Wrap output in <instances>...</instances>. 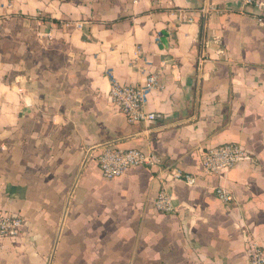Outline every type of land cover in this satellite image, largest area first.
<instances>
[{"label": "crops", "instance_id": "crops-1", "mask_svg": "<svg viewBox=\"0 0 264 264\" xmlns=\"http://www.w3.org/2000/svg\"><path fill=\"white\" fill-rule=\"evenodd\" d=\"M255 13L242 0H0V210L26 223L0 241V264H249L247 241L264 248ZM152 73L146 111L161 119L131 125L108 98L112 82ZM227 143L253 161L205 177L201 150ZM105 146L162 165L107 181L96 163ZM163 186L171 215L153 207Z\"/></svg>", "mask_w": 264, "mask_h": 264}, {"label": "built area", "instance_id": "built-area-1", "mask_svg": "<svg viewBox=\"0 0 264 264\" xmlns=\"http://www.w3.org/2000/svg\"><path fill=\"white\" fill-rule=\"evenodd\" d=\"M245 5H253L259 14H254L253 21L264 32V4L253 0H242ZM210 11H214L211 9ZM181 23H192L191 18L183 15L178 19ZM79 28V25L76 24ZM159 87L156 74H149L143 84L139 86L112 82L108 95L126 121L131 124H156L161 115L146 111L147 98L152 91ZM253 156L237 143H227L216 147L204 148L200 152L202 174L205 177L218 176L221 173L234 169L242 162H252ZM100 174L104 180L112 181L120 178L126 171L133 168L159 169L162 161L151 153H144L139 149L118 150L112 146H105L96 158ZM173 180H178L188 187L196 185L197 178L181 171L172 174ZM215 197L225 205H231L234 198L230 192L223 188L214 189ZM156 212L162 215H171L174 212L172 198L165 186L161 188L153 201ZM26 223L19 213L0 210V241L19 239L24 232ZM246 252L249 264H264V248L252 240L246 243Z\"/></svg>", "mask_w": 264, "mask_h": 264}]
</instances>
